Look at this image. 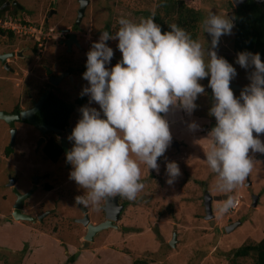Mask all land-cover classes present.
I'll use <instances>...</instances> for the list:
<instances>
[{
	"label": "clouds",
	"instance_id": "clouds-1",
	"mask_svg": "<svg viewBox=\"0 0 264 264\" xmlns=\"http://www.w3.org/2000/svg\"><path fill=\"white\" fill-rule=\"evenodd\" d=\"M117 24L114 35L101 32L86 53L82 78L88 86L80 95H87L89 104L95 102L100 110L81 107V118L68 136L73 142L65 153L72 166L69 179L84 192L75 198L76 203L99 208L102 201L117 196L135 200L145 187L140 181V164L158 173V159L171 146L173 137L165 115L170 109L191 115L197 108L195 101L205 94L200 81L209 77L207 87L213 99L209 115L216 123L206 138L211 148L204 161L215 174L217 189L234 192L253 171L255 160L250 152L264 154V141L259 138L264 134L260 54L237 53L235 63L252 71L250 83L242 90L237 86L241 92L236 97L230 87L236 69L216 51L220 38L232 34L234 24L227 15L211 12L203 20L204 33L211 36L208 48L175 23L168 25L170 31L162 32L153 16L142 17L138 23L121 17ZM108 40H118L122 54L111 68L107 65L114 51ZM188 128L198 131L199 125L193 121ZM165 174L166 183L172 185L181 176L179 165L166 161ZM237 203L228 195L220 213Z\"/></svg>",
	"mask_w": 264,
	"mask_h": 264
},
{
	"label": "rangeland",
	"instance_id": "rangeland-1",
	"mask_svg": "<svg viewBox=\"0 0 264 264\" xmlns=\"http://www.w3.org/2000/svg\"><path fill=\"white\" fill-rule=\"evenodd\" d=\"M159 1L162 0H87L81 20L82 30L79 29L83 46L91 47L93 42H98L105 26L112 32L117 31L119 28L118 18L123 17L138 23L142 18V13L147 10L155 11ZM20 2L27 9L34 11V16L37 18L33 19L34 23H41L40 18L45 15L49 8L48 0H20ZM56 5L57 7L54 6V9H58L62 21H58L54 17L50 24L57 28L54 31L59 32V27H70L69 22L72 19L69 13H74L77 4L76 0H57ZM232 9L233 5L230 0H199V20L196 25L195 39L199 40L205 48L210 47L211 36L204 33L203 20L211 12L221 15L230 13L232 15ZM62 15L66 18H63ZM44 28H47V25ZM232 36L233 29L231 35H224L220 38L216 51L217 54H225L231 57L228 62L233 65L237 72L231 84L240 86L242 90L250 83L248 76L252 69H243L235 63L237 55L231 53L230 47ZM20 39L27 40L29 36L21 34ZM106 43L114 51V56L108 65L111 68L120 60L118 58L114 60V57H122V54L117 48L118 40H108ZM80 63L73 65L74 73L82 67ZM209 79L210 77L200 81L205 87V94L199 96L195 101L197 108L191 115L180 109L182 118L173 109H170L169 113L165 115L173 137L172 143H176V147L170 146L165 155L158 159L160 165L158 173L155 170L148 171L146 165L140 164V180L145 187L133 201L122 198L127 202V206H125V210L122 211L116 223L120 229L101 231L96 235L95 242L89 243L82 239L83 229L72 221V219L80 217V214L74 204H69V200L83 195L84 192L74 181L69 179V173L72 170L71 165L67 171L59 166L55 172L56 181L55 183L52 181L53 184L50 185L51 191L47 193V196L45 195V199L41 200L44 207L30 211V214L37 215L43 210H51V215L40 225H25L26 231L38 233V237L34 236L35 239L30 243L31 246L28 245L29 242L22 240L25 242L21 245L24 248L21 254L16 250H9L8 245L4 243L5 241L8 243L16 242L23 233L12 227L16 221H13L9 211H6L9 209L8 203L4 201V198L3 201L0 199V215L3 217L0 218L4 222L0 226L2 228L0 229V264H9L10 257H13L17 262L15 264H19L21 259L26 261L25 257H27L29 249H38L43 244L39 239L42 237V239L46 237L55 242L58 241V245L65 252L59 257L57 254L53 255L52 259L49 255L50 260H40V264H52L56 257L61 258L59 264H63L72 255L76 254V258H78L86 250L95 256L101 264L102 261L111 264H135L137 261H143V264H254L250 258L237 259L231 262L227 260L225 255L241 245L255 244L264 236V158L257 160L258 156L264 154L250 152V156L255 160L253 171L247 178L251 186L244 188L243 184L232 193H225L217 189L215 174L204 161V154L211 148L210 138L206 139L208 135L206 129L210 122H216L215 118L209 115L213 103L212 90L207 87ZM84 85L88 86V82L85 81ZM68 87L69 84L63 85L60 88L62 92L57 91L56 95L66 102L73 103L76 98L81 97L82 89L76 92L73 86V88ZM241 90L233 91L236 97H239ZM84 97L89 104V97L87 95ZM97 105L93 102L89 107L97 109ZM97 110H100L99 107ZM78 113L79 109L75 107L72 113L73 117L77 118ZM193 121L199 125L198 131L189 130L188 125ZM254 135L256 134L254 133ZM19 137V145L24 148L18 149L25 150V146L21 143L24 141L23 134L21 133ZM259 138L264 141V134H261ZM68 144L71 149L73 142L68 140ZM33 145L34 141L31 147ZM36 155L30 153L29 159L17 154L7 158L1 155L0 150V188L2 189L5 183V176L3 175L8 170L5 167L14 169L20 165L23 172V164L21 163L25 162L31 163V172L35 175L48 173L51 163L41 157L39 152ZM166 161L176 162L181 171V176L172 185L166 183L168 179L165 174ZM204 192L210 195L212 199V219L210 220H204L202 206V194ZM252 194L259 196L256 206L253 208L250 199ZM228 195L234 197L239 195L241 197L239 205L236 211L222 214L219 211L220 205ZM57 198H61L60 201L56 200ZM33 200L31 199L30 202ZM84 207L87 210H92L90 213L93 212L89 216L90 222L101 220L100 212L93 210L96 207L92 205ZM236 221L240 222V225L226 233L224 228ZM172 233H175L176 237L173 248L168 245ZM98 247H106L115 252L99 250L101 248L98 249ZM96 249H98L97 252H95ZM29 256L31 255L29 254ZM85 262L81 261L79 264H86Z\"/></svg>",
	"mask_w": 264,
	"mask_h": 264
},
{
	"label": "flooded vegetation",
	"instance_id": "flooded-vegetation-1",
	"mask_svg": "<svg viewBox=\"0 0 264 264\" xmlns=\"http://www.w3.org/2000/svg\"><path fill=\"white\" fill-rule=\"evenodd\" d=\"M80 2L83 8L79 16ZM56 4L57 0H48L47 5H49V8L46 10L45 15L40 18L41 23H34L33 19H37L34 16V11L24 7L20 0H0V24L4 22L9 27H14L13 30L0 28V113L6 115L4 119L0 118L1 155L8 158L17 154L20 157L29 159L30 153L36 155L39 152L41 157L51 163L50 171L41 175H35L31 172V163L20 162L23 164V172L20 165L14 169L5 167L8 170L3 175L5 176V183L2 189L0 188L2 192L0 199L3 201L4 198V201L8 203L7 207L9 209H6V211H9L10 217L14 211L16 200H18L20 215L31 219L28 221L18 220L23 227L25 225H40L51 215V210H43L37 215L30 214V211L44 207L41 200L45 199V195L47 196V193L52 189L50 185L56 181V169L59 166L65 171L70 169L71 164L66 162L65 155L66 151L70 150L68 136L71 133H67V131L72 130L81 118L80 112L77 118L73 117L72 113L75 107L80 109L83 106L90 105L87 104L88 100L86 98L82 104L76 103L77 99L84 96L76 98L73 103H69L56 95V92L61 91L60 88L65 84H69L70 88L74 87L76 92L86 87L82 76L86 71V53L91 47L83 46L79 29L82 26L81 20L87 0H76L77 5L74 8V13H69L72 19L69 22L70 27H59V32L54 31L57 28L52 27V24H50L54 17L58 21H62L58 9H54V6L57 7ZM63 18H66V16H63ZM46 25L47 28H44ZM16 26H18L17 29ZM21 34H27L29 39L21 40ZM52 48L53 50L50 51ZM117 58L121 59L122 57H114V60H117ZM261 59H264V57ZM79 62H81L82 67L74 73L73 65L75 63L79 64ZM113 65L115 66V64ZM48 100L73 105L72 111L67 114L64 122L61 121L64 114L60 113L55 121L56 126L51 124L52 115L47 112L51 109L46 107L42 111L44 103ZM98 107L99 105H97V109ZM35 124L42 128L39 129ZM21 133L24 137V141L21 143L25 146V150H20L24 148L19 145V135ZM34 137L36 138L34 139ZM33 141L34 145L31 147ZM52 150H55L56 153H52L54 156L49 158L48 155ZM43 175H45L44 178H42ZM52 181L54 182L52 183ZM251 196L259 198L258 195L252 194ZM31 199H34L33 202H30ZM60 199L57 198L56 200L60 201ZM113 199L111 198L107 202L115 204V208H121L119 214H117V220L114 222V225H116L122 211L127 206V202L119 196ZM69 202L78 209L80 217H78L79 219L74 218L72 221L83 229V237L85 229L78 223L83 215H86L88 222L92 225L99 224L104 220L105 213L102 209L104 204L107 203L106 201H102L99 208H93V210L99 211L101 215V220L97 222H90L89 216L93 213H90L92 210H87L83 205L76 203L74 198H70ZM38 217H40L39 220Z\"/></svg>",
	"mask_w": 264,
	"mask_h": 264
},
{
	"label": "trees",
	"instance_id": "trees-1",
	"mask_svg": "<svg viewBox=\"0 0 264 264\" xmlns=\"http://www.w3.org/2000/svg\"><path fill=\"white\" fill-rule=\"evenodd\" d=\"M150 16H153L155 23L161 26L162 32L170 31L168 25L175 23L185 29L195 39L196 25L199 20V0H162L157 3L155 11L147 10L142 13L143 18ZM232 18L234 27L230 42L231 53L237 55L239 52L247 51L253 54L259 53L261 58L264 57V4L258 5L248 0L232 9ZM104 31L109 32V34L116 32V30L114 32L110 31L107 26L102 30V32ZM218 55L224 57L227 61L231 59V57L225 54ZM84 100L85 97L77 99L76 103L82 104ZM46 107L47 109H51L47 110V112L52 115L51 124L54 126H56L55 121L60 116V113L64 114L61 120L64 122L67 114L73 109V105L71 104L66 105L59 101L50 102V100L44 103L42 111ZM52 153H56V151L52 150L49 155L46 151L49 158L54 156ZM140 181L142 182V180ZM3 223V219L0 218V226ZM21 235L19 238L22 240L23 236ZM23 250V247L20 248L18 253L21 254ZM229 252L225 255L228 261L234 262L237 259L250 258L254 264H264V236L255 244L248 243L247 245H241L237 249ZM76 257V254L72 255L63 264H73ZM135 264H143V262L137 261Z\"/></svg>",
	"mask_w": 264,
	"mask_h": 264
},
{
	"label": "water",
	"instance_id": "water-1",
	"mask_svg": "<svg viewBox=\"0 0 264 264\" xmlns=\"http://www.w3.org/2000/svg\"><path fill=\"white\" fill-rule=\"evenodd\" d=\"M233 7L236 8L238 6H240L241 4L245 3L248 0H230ZM252 2H254L255 4L261 5L264 4V0H250ZM82 6H81V2L79 3V16L81 15V10H82ZM227 16L232 20L233 22V18L232 15L230 13L227 14ZM78 20V19H77ZM262 62H264V59H261ZM231 89L234 90H239V87H237L236 85L230 84ZM6 117V115L4 113H0V118L4 119ZM31 122V121H30ZM216 122H210L208 124L207 130L206 132L208 133L214 126H215ZM36 125V124H35ZM37 126V125H36ZM39 129H41L42 127L37 126ZM72 130L67 131V133H71ZM174 147H176V144H173ZM264 158L263 156H258L257 159H261ZM250 183L248 182V180L246 179L245 181V186H249ZM115 199V198H114ZM113 199V200H114ZM251 207H255L258 197L257 196H251ZM211 197L204 192L202 194V206H203V211H204V220H210L212 219V213H211ZM107 202V201H106ZM19 202L18 200H16V203L14 205V211L11 213V218L14 221H18V220H31L29 217H26L24 215H20L18 209H19ZM105 213L104 215V220L102 222H100L99 224L96 225H92L88 222V219L86 217V215H83L82 219L78 221V223L85 229V234L83 237V240L85 242H91L92 238L99 232L106 230V229H116L117 227L114 225V222H116L117 220V214H119L121 208H115V204L111 203L109 204L108 202L104 204V207L102 209ZM82 213H84L82 211ZM40 219V217H38V220ZM240 225V222L236 221L234 223H231L229 225H227L224 228V231L226 233H229V231H232L234 228L238 227ZM176 242V237H175V233H172V237L170 239V241L168 242L169 247L173 248L174 247V243Z\"/></svg>",
	"mask_w": 264,
	"mask_h": 264
},
{
	"label": "crops",
	"instance_id": "crops-1",
	"mask_svg": "<svg viewBox=\"0 0 264 264\" xmlns=\"http://www.w3.org/2000/svg\"><path fill=\"white\" fill-rule=\"evenodd\" d=\"M173 110L175 112L179 113L181 118H182V113L179 112V109H173ZM257 160H260V159H257ZM250 186H251V184H250ZM246 187H248V186H245V183H244V188H246ZM0 217H2V216L0 215ZM13 224L14 225L12 227H14L18 232L20 231L21 233H23L21 235V236H23L22 240H27L29 242L28 245L31 246L30 243H32L34 241V239H35L34 236L38 237V235H37L38 233H34V232L31 233L30 231H26V228L21 226V224L18 221H16V223H13ZM116 226H117V228H116L117 230L120 229V227L118 225H116ZM0 229H2V228H0ZM42 238H39V239L42 241L43 244L38 249L37 248H34L32 250L29 249V251L27 252V257H25L26 261L24 259H21L18 262L19 264H29V263L40 264V262H39L40 260H50L49 255L52 259V256L55 254H57L58 257H59V255L64 254L63 252H65V251H63V248L58 245L59 244L58 241L55 242L54 240L48 239L46 237H45V239H42ZM4 240H5V238H4ZM22 240L17 239L16 242L11 241V243H8L7 241H5L4 243H6V245H8L7 248L9 250H11V251L16 250L17 252H19V248H22L21 245H23V243L25 242V241L22 242ZM95 240H96V236L92 239V241L95 242ZM99 248H101V249H99ZM98 249L99 250H105L106 252H115V251H111L110 249H108L106 247H98ZM98 249H96L95 252H97ZM29 254L31 256H29ZM58 257L55 258L54 262L52 261V264H59L61 258H58ZM81 261H86L85 262L86 264H101L95 256H93L92 254L89 253L88 250L84 251L83 254L80 255V257L78 256V258H76V260L73 262V264H76V263L79 264V263H81ZM141 262H143V261H141ZM15 263H17V262H15L14 258L10 257L9 264H15ZM102 264H111V263H108V262L104 263V261H102Z\"/></svg>",
	"mask_w": 264,
	"mask_h": 264
},
{
	"label": "built area",
	"instance_id": "built-area-1",
	"mask_svg": "<svg viewBox=\"0 0 264 264\" xmlns=\"http://www.w3.org/2000/svg\"><path fill=\"white\" fill-rule=\"evenodd\" d=\"M0 28H2V29H5V30H7V29H9V30H13V28L14 27H9L6 23H1L0 24ZM18 28V26H16V29ZM240 196H235V199L238 201V203L236 204V206L235 207H233V208H230L227 212H234V211H236V209H237V207H238V205H239V200H240ZM222 207V204L220 205V208ZM226 213V212H225ZM222 214H224V213H222Z\"/></svg>",
	"mask_w": 264,
	"mask_h": 264
}]
</instances>
